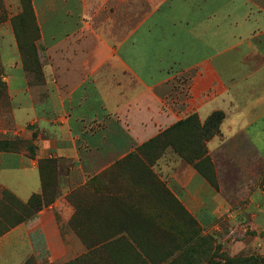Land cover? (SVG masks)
I'll return each instance as SVG.
<instances>
[{"label":"crops","instance_id":"0c3cea01","mask_svg":"<svg viewBox=\"0 0 264 264\" xmlns=\"http://www.w3.org/2000/svg\"><path fill=\"white\" fill-rule=\"evenodd\" d=\"M32 8L39 85L23 67L11 16L0 18V140L34 147L33 156L0 150V204L5 192L22 202L39 193L46 160L57 196L0 233V264L76 262L99 234L139 232L128 217L146 201L170 202L167 190L202 228L241 210L183 155L202 149L195 133L222 112L197 163L210 161L218 181L238 169L235 184L249 160L264 169V0H32ZM253 186L251 207L261 212Z\"/></svg>","mask_w":264,"mask_h":264},{"label":"rangeland","instance_id":"374dc122","mask_svg":"<svg viewBox=\"0 0 264 264\" xmlns=\"http://www.w3.org/2000/svg\"><path fill=\"white\" fill-rule=\"evenodd\" d=\"M0 3L1 20L4 21L10 16L11 20L15 19V32L18 33L21 44L27 50L31 42L35 47L39 27L32 8V0H0ZM37 60L39 64L38 55ZM34 61L30 55L26 59L25 67L30 83L39 85L42 81L41 70H36ZM217 133H213L212 136ZM207 138H204V135L201 138L199 134L193 142L201 145L203 149L198 153H185L183 156L194 163L197 170L214 187L224 188L225 200L234 209L240 208L238 213L218 218L209 228H202L178 197L167 190L170 202L146 201L145 204H141L143 213L128 217L130 227L134 225L133 229H138L139 232H130L127 235L99 234L96 243H91V246L95 245L96 248L70 264H264V169H261L257 162L249 160L246 169L243 171L239 169L241 175L238 176L236 184L234 179L238 169L228 171L229 173L218 181L210 161L206 162L207 166L205 161L197 163L204 156L202 151L205 149L204 140ZM28 143L33 147L30 141ZM149 143L151 141L146 144ZM40 170L44 185L43 192L39 194V204L49 203L57 196L58 178L53 160L41 161ZM242 173H247L249 178L245 179ZM246 180L249 182L248 187L238 186V182L242 184ZM256 184L261 193L256 194L253 200L263 207L261 212L253 210L249 200V194ZM7 197L10 207L14 209L0 208V233L34 212L38 206L34 203L31 207H25L26 202L11 194ZM78 220L83 222L82 217Z\"/></svg>","mask_w":264,"mask_h":264},{"label":"trees","instance_id":"16d2710c","mask_svg":"<svg viewBox=\"0 0 264 264\" xmlns=\"http://www.w3.org/2000/svg\"><path fill=\"white\" fill-rule=\"evenodd\" d=\"M12 22H13L12 25H13V28H14V33H15L16 39L19 42V43L17 42V44H19L18 49H19V52H20V55H21V59H22V62H23L24 69L27 71V69L25 67V65H27L26 59L28 57H30V55H31V59L35 60L34 63H35V66L37 68L36 70L38 71V69H40V63L38 64V62H37L38 60H37V54H36L35 47L33 46L32 42H31L30 46H29V49L28 50L25 49V47L21 44L22 41L19 38L18 33L15 32V19H13ZM223 117H224V115H223L222 112H214V113H212L207 118L205 123L201 127H199L198 135L200 134L201 138H202L203 135H204V138H206V137L210 138V136H212L213 133H215V132L217 133L219 131V125H220ZM202 149H203V147H202ZM0 150L13 151V152H22V153H25L28 156H33L34 155V147H32L31 144L28 143V141H25V140H22V139H17V138L0 140ZM204 151H205V149L203 150V152ZM40 177H41V191L39 193L32 194L28 198V200L26 201V205H25V207H31L34 203H36V205H38L37 208L34 210V212L30 213L27 216H24L21 220H18L17 222H20V221L24 220L25 218H28V217L34 215L42 207H44V206H46V205H48V204H50L52 202V201L49 202V203L43 202V203L39 204V202H40V197H39L40 195L39 194L43 192V185H44L43 181H42V175H40ZM7 195L9 196V194H4V200L0 204L4 208H10L8 206V203L10 201L8 200ZM5 202H7V203L5 204ZM17 222H15V223H17ZM70 263H72V262H70ZM70 263H68V264H70Z\"/></svg>","mask_w":264,"mask_h":264}]
</instances>
